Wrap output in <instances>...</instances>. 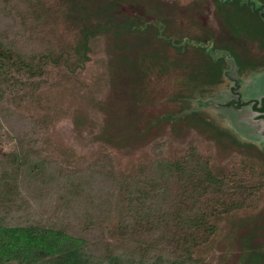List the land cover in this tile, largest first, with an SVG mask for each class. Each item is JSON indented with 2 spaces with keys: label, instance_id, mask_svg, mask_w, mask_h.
I'll use <instances>...</instances> for the list:
<instances>
[{
  "label": "trees",
  "instance_id": "obj_1",
  "mask_svg": "<svg viewBox=\"0 0 264 264\" xmlns=\"http://www.w3.org/2000/svg\"><path fill=\"white\" fill-rule=\"evenodd\" d=\"M52 1L0 0V13L16 7L41 19ZM95 1L62 0L58 5L62 16L74 19L78 27L81 19L97 17V11L105 17L96 21L95 31L111 30L112 21L128 25L127 19H109L115 15L113 9L125 8L119 0H97V6ZM111 31L118 37L122 33ZM89 39L82 38L77 56H88ZM13 44L0 34V105L19 81L14 71H30L34 65ZM228 52L234 54L227 50L229 64ZM49 56L59 59L62 53ZM145 60L130 58L115 75H134L139 67L144 69ZM145 86L142 82L139 91H129L131 104H138ZM179 103L174 111L188 105L184 100ZM6 110L0 107V127L7 121L4 127L9 125L13 149L0 151V186H15L29 207L8 211L0 205V264H207L206 250L223 241L232 247L235 240L243 249L238 264H264V150L256 145L237 141L205 121L202 113L174 117L170 111L148 119L147 130L175 118L204 137L195 135L180 151L168 138L159 137L144 159L119 166L108 148L95 157L59 156L43 145L22 144L12 129L18 116L2 118ZM117 117L121 127L129 120L122 109ZM47 119L35 121L37 127L49 124ZM232 147L229 161H218L216 151ZM247 149L257 155L247 154Z\"/></svg>",
  "mask_w": 264,
  "mask_h": 264
},
{
  "label": "rangeland",
  "instance_id": "obj_2",
  "mask_svg": "<svg viewBox=\"0 0 264 264\" xmlns=\"http://www.w3.org/2000/svg\"><path fill=\"white\" fill-rule=\"evenodd\" d=\"M119 1L125 8L119 5L120 9H113L114 18L109 19H117V22L127 19L129 26L120 27L112 21L109 29H121L120 37L111 30L95 31L96 21H103L105 17L98 11L97 17L80 20L81 27L94 28V31L84 33L81 27L74 25V19L62 16L58 5L62 0H53L48 13L41 19L27 16L16 7L11 10L4 8L0 13V34L14 40L13 45L22 57L34 63L30 71H14L19 81L14 92L7 93L0 105L7 108L1 114L2 118L8 114L18 116V122L13 123L12 129L22 144L43 145L52 155L59 156L76 154L95 157L108 148L116 155V163L124 166L144 159L153 141L159 137L168 138L176 151H180L195 135L203 136L193 127H182L175 118H166L149 130L146 128L148 119L163 117L170 111L176 117L182 111H174L179 102L182 99L193 100L199 88L193 87L194 90L190 91V86L187 87L182 79L184 75L186 78H200L202 69L206 71L218 65L212 61L210 52L192 39L203 30L201 18H206V22L209 17L205 31L229 37L231 42L228 45L243 62H260L263 59L264 21L247 7H233L230 12L226 10L228 21L219 25L222 19H215L212 0ZM95 4L99 5V1L96 0ZM155 19L167 22V33L170 34L168 31L171 30L179 36L190 34L191 40L185 39L183 45L176 49L168 46V40L155 37L163 24ZM88 36V56L84 57L82 53L77 56L78 44ZM61 53L59 59L49 56ZM130 58L135 61L146 59L144 69L139 67L137 75H115ZM262 62L250 67L260 66L264 64ZM117 80L120 81L117 82L119 87L115 88L114 81L116 83ZM142 82L146 91L138 99V104H131L127 97L131 94L129 91L138 90ZM209 88L211 86L205 91ZM175 95L182 96L178 99L174 98ZM121 109L129 118L122 123L123 127L116 124L117 112ZM47 116L49 124L37 127L35 121ZM4 125L0 127V151H9L13 149V138L11 132H7L9 125ZM142 130V136L138 135V131ZM233 148L228 152L216 151L218 161L227 163L228 156L235 150ZM246 152L257 155L250 149ZM6 184L0 186V205L7 206L5 209L8 211L26 210L28 202L19 196L15 186ZM229 224H224L225 229ZM206 253L202 257L207 264H238L243 249L238 240L233 241L232 247L223 241L221 245L206 250Z\"/></svg>",
  "mask_w": 264,
  "mask_h": 264
},
{
  "label": "water",
  "instance_id": "obj_3",
  "mask_svg": "<svg viewBox=\"0 0 264 264\" xmlns=\"http://www.w3.org/2000/svg\"><path fill=\"white\" fill-rule=\"evenodd\" d=\"M248 3L264 21V2L248 0ZM228 59L231 65L224 69L222 80L206 91L198 90L177 115L202 113L205 121L214 122L237 141L264 150V78H261L264 64L240 71L230 52Z\"/></svg>",
  "mask_w": 264,
  "mask_h": 264
},
{
  "label": "flooded vegetation",
  "instance_id": "obj_4",
  "mask_svg": "<svg viewBox=\"0 0 264 264\" xmlns=\"http://www.w3.org/2000/svg\"><path fill=\"white\" fill-rule=\"evenodd\" d=\"M208 2V1H207ZM214 4V8L213 10L216 11V15H215V19H222V21H220L221 23H219V25H225L228 21L227 16L225 15L226 10L230 12V10L233 7H237V8H245L247 7L249 10L253 11L252 6L248 3V0H212L211 1ZM264 2V0H263ZM210 3V1L208 2ZM255 12V11H253ZM258 16L259 19H261V15L259 12H255ZM201 18V17H200ZM150 19V18H147ZM206 19V18H205ZM204 18H201V26L203 28V30L205 31V29H208V19L209 17H207V21L205 22ZM161 22H163V24L161 25V28L159 27V30L157 32V34L155 35L156 38H162L164 40H168L169 41V45L171 47H174L175 49L182 46L183 45V41L185 39L187 40H191L189 39L192 38V36L190 34H186L184 36L180 35L176 32H172L170 29V34L166 32V29L168 28L167 26V22H165L163 19H155ZM200 21V20H199ZM261 22V21H260ZM263 25V24H262ZM264 28V27H263ZM201 30V28H200ZM202 30V32L200 34H197L195 36H193L192 39H194L195 41H197V43H201L202 45H200L199 47H202L204 50H206L207 52H212L211 54L215 56H212L210 53H208L210 56H212V61H215L218 65L216 66H212V68L204 71L203 69L201 70L202 75L200 76V78H186V76H183V81L186 82L188 85L187 87L190 86V91L194 90V88H208V87H212V85L217 84L218 82H220L223 78V73H224V69H228V62H227V56L225 55L227 50H230L234 56L236 57L237 61H240V69L243 71L246 68L252 66L253 64H257V63H264V54H263V59L258 62V61H250V62H243L241 59H239V57H237V55L232 51L233 48H231L228 44H229V37H227L226 35H224L223 37L218 36L217 34H213L208 32L207 30L204 32ZM161 34H163V36H161ZM185 34V33H184ZM263 36V33H262ZM227 37V39H226ZM232 40V39H231ZM231 42V41H230ZM196 43V44H197ZM264 49V47H263ZM204 51V52H206ZM255 56L256 53H255ZM201 78H203V80H200ZM194 87V88H193ZM183 95H186L183 94ZM175 95L174 98H178L181 97ZM183 100V99H182ZM186 101V100H184Z\"/></svg>",
  "mask_w": 264,
  "mask_h": 264
}]
</instances>
